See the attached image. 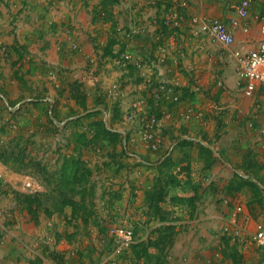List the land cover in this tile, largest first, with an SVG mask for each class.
Segmentation results:
<instances>
[{"label":"crops","instance_id":"0c3cea01","mask_svg":"<svg viewBox=\"0 0 264 264\" xmlns=\"http://www.w3.org/2000/svg\"><path fill=\"white\" fill-rule=\"evenodd\" d=\"M188 1L189 7L183 9L185 20L181 29L177 35L170 29L168 40L163 41L167 36L161 39L163 31L158 20L163 17V8L173 0H1L0 93L10 104H15L14 110L6 105L12 112L26 107L33 109L37 105L40 111L49 106L59 114L68 111L67 99H71L75 84L82 85L81 89L90 99H105L101 81H107L104 72H109V76H114L111 79L123 83L126 98L121 106L129 113L132 102L150 94L153 84L171 85L180 94L179 103L150 104V111L160 119L164 143L169 145L173 137L216 141V135H219L215 149L223 156V165L216 162L207 169V158L196 147H180L179 143L171 153L176 162L184 155H190V173L178 172L179 184L170 189L171 195L184 199L179 206L170 205L171 209L182 211L176 214L186 216L179 229L189 227L173 246L175 262L172 264H211V250L218 243L217 233L227 221L235 220L250 238L259 224L264 225V211L252 204L251 194L235 193V204L227 206L231 196L227 186L233 176L229 170L223 171L224 165L243 164L248 148L252 151L251 161L263 162L264 166V136L260 134L263 115L257 120L259 138L255 139L243 126L247 116L252 115L255 103L261 111L264 108V92L258 85L255 94L247 97L244 83L237 75L236 62L228 57L229 52L209 44L204 36L199 41L189 38L193 16L219 19L229 24L235 16L234 7L241 0ZM251 1V32L246 35L237 31L234 48L241 44L255 48L261 41L259 23L254 17L264 13V0ZM117 25L126 27L127 40H122V35L117 33ZM177 36L183 37L182 42L177 41ZM120 53L132 55L125 68L114 62V57ZM95 76L100 83L95 81ZM191 108L200 112L201 118L186 121L183 113ZM32 120L34 123L28 126L30 132L38 130L37 121ZM139 125L126 118L128 146L136 151L129 155L137 156L136 161L126 160V170L116 169L109 158L96 156L93 159L90 156L83 159L90 168H97L93 174L95 179L108 180L106 183L114 188V194L125 199L119 208L123 210L120 221L125 225L133 224L126 218V212L142 210L146 193L155 185V173L146 169V164L150 165L156 156L160 159L159 152L146 149ZM246 133L249 147H239L238 140ZM185 141L199 143L197 140ZM241 150L243 155H240ZM139 161L140 166L135 167ZM153 165L157 166L156 163ZM187 165L185 160L176 168ZM4 167L0 161V181L5 184L10 181L4 178ZM260 176L264 179V168ZM5 187L7 185L0 189V213L10 210L12 219L0 215V232L7 228L9 231L7 243L0 247V264H33L37 259L42 264L50 263L46 255L36 249L35 243L47 234L43 227L45 217L40 216L39 221L38 218L35 221L18 205L16 188L9 191ZM110 190L111 187L104 188L106 194ZM48 191V186L42 185L41 191L33 193L46 194ZM74 200L78 202L79 199L75 197ZM67 208L73 215V209Z\"/></svg>","mask_w":264,"mask_h":264},{"label":"rangeland","instance_id":"374dc122","mask_svg":"<svg viewBox=\"0 0 264 264\" xmlns=\"http://www.w3.org/2000/svg\"><path fill=\"white\" fill-rule=\"evenodd\" d=\"M174 2L175 1L173 0V2L169 3L166 8H163V17L158 20V25H160L163 31L161 39L164 38L163 36H167L163 41L168 40V33L171 31L170 28L165 25V19L167 13L173 7ZM115 29L119 35H122V40L128 39L127 35L129 32L126 31V27L117 25ZM180 29H172L174 35L178 33V30ZM133 36L134 33L132 34V38ZM190 37L192 40L194 39L192 34L189 35V38ZM181 39L183 40V37ZM181 39L179 38L177 41L182 42ZM3 51L7 53L6 50ZM228 57L230 58L229 54ZM104 74L107 81H101V88L103 87V90L105 91V99L101 97L96 100H92L88 97L87 93L81 89L82 85L75 84L71 91V99H67L69 100L66 106L68 111L59 114L55 109H50L49 106L45 107L43 111H40V108H38L37 105H35L33 109H28V107H26L20 110L18 109L16 112H12L7 108L6 101L0 97V150L7 149V151H10L11 147H13L17 153L25 150L24 153L28 158V161L34 159V161H37V163L45 169L44 174L38 173L31 167H29V170L27 168L23 169L21 172H17L15 170V168H17L16 165L13 163L12 165H6L2 162L5 166L4 178L10 181L5 183V186L7 185L5 189L10 191L13 187H15L17 192L33 193V191H41L42 185L48 186L47 179L53 183L51 186H48L49 191L46 193L47 195H45L44 209L42 208L40 210L37 217L38 221L40 216L45 217L46 224L43 227L45 228L47 234H45L46 236L43 238H38L35 242L37 245L36 249L42 251L46 255L47 260L50 262L48 264H73L75 262H78L77 264H172L175 262V256L172 252L173 246L176 241L179 240L180 235L182 234L181 236H183L184 232H188L189 230V227H186L184 230L182 228H180L181 230L179 229V225H181L180 223L186 220V216L176 214L179 211L170 208V205L179 206L181 203L178 200L174 201V199L181 197L171 195L170 189L174 186L172 184H167L165 189L167 193L166 199L160 204L165 211L172 213L169 215L170 218L164 221L160 220L158 217L154 218V212L151 213L149 204L145 198V206L142 210H132L130 214H127L128 212H126V218H130L133 224L125 225L120 221V218L123 217V210L119 209L123 205L125 199L122 198V195L114 194V188L106 183L108 180H104L103 177L95 179L93 174L94 170L97 171V168H90L88 163L83 160L85 159L84 157L88 158L90 156H92L93 159L96 156L100 159L109 158L115 164L116 169L119 168V170H126V160L130 158L136 161L137 159V156L135 157L133 155L132 157L129 155L130 153H135L136 151L130 150L128 141L127 147H125L124 136L122 133H119L120 136L113 140L110 138H104L103 135H101V139H95L99 129V127L95 124L103 121L105 125L104 113L96 109L103 108L106 110L108 113L107 120L109 125L114 129L116 128L118 130L126 131V118L131 123L139 122L141 131L140 134L144 139L141 119L137 118L135 120H130L129 115L131 111L126 113L125 109L121 106L123 100L126 98L123 83L111 79V77L114 76H109V72H104ZM114 83L119 85L122 92V95L116 99L110 97L106 92V90H108ZM162 84L165 83H160L158 85L153 84L151 89H154L150 91V94L139 97L132 102L143 101L142 110L140 112L142 117L156 115L154 112L150 111V104L151 102L154 104H156V102L161 103L162 100L157 101L155 96L159 93L157 89H159ZM76 89H78V91ZM99 100L102 101V104L98 103ZM84 101L87 108L82 106ZM8 104L11 107L15 106L14 103L10 104L9 101ZM252 109L254 110L252 115L247 116L243 126L246 128V132L250 131V134L254 135L255 139H257L260 137V134H258L257 131V120L262 117L263 109L261 111V108L257 106V103L253 105ZM187 111L188 110L183 113V118ZM51 116L56 119L58 124L54 123L55 125H53L51 123ZM33 118L37 121V123L35 122V126L38 125V130L30 132L28 130V126L31 125V123H34L32 120ZM69 118L75 119H71L64 124H59L65 122ZM114 118H119L116 120V123L119 124L112 126L111 121L114 120ZM245 135H248V133L243 134L241 140H238L239 147H249V142L247 141L248 137H245ZM219 139L220 136L216 135V141ZM172 141L173 139L171 138L169 145L164 143V147L161 150L156 151L159 152L160 159L156 156L154 161L151 160L152 163H150V165L146 164V169L155 173L154 178L156 183H158V187L162 185L165 186L164 184L166 183L169 175H178V172L185 171L184 167L177 169V165H167L163 167L164 161L169 158V156L166 157V155L170 150L171 145L176 142ZM216 141L208 142L207 139L205 140L206 143L210 144L214 148L216 147ZM146 149L150 150L147 146ZM174 149L172 150V154L174 153ZM215 150L216 152L211 150L215 158L214 164L218 162L219 165H223L221 161V158H223L221 152L217 149ZM164 153L165 155L163 156ZM240 155H243L242 150L240 151ZM251 156L252 151L248 148V152L246 153V157L243 162L244 166H241V162L235 167L231 164L230 166L224 165L223 171L226 173V171L229 170L233 176L227 186V192L231 195V198L228 197L227 199V206L235 204L236 199L233 197L235 193L247 192L251 194L252 204L264 211L262 206L253 202L255 192H253L249 187L244 186L240 187L239 190H235V187H237L238 184L235 174L242 177L235 171H240L242 174L248 175L250 178H242L252 181L260 188L261 186L252 179H256L259 183L264 185V179L260 176V172L264 168L262 165L263 162H260L259 164L256 162L253 163L251 161ZM144 157L149 158L148 156ZM73 158L76 161L80 160L84 163L86 165V169L91 171V175L82 187L75 186L76 190L74 193H71L73 194V198L76 197L79 199L78 203L80 204V206H77V213L72 215V210H70V208L65 209L63 213L59 212L58 209L60 206L55 205L57 202L56 196H51L49 194L57 187V183L60 180V171L62 170L61 167L64 161L66 159ZM172 162L177 164L179 161L176 162L172 159ZM153 163H156L157 166H154ZM140 164L141 163L139 161L136 163L135 167L140 166ZM160 166L162 168V173L158 169ZM99 168L101 169L98 165V171L100 170ZM131 168H134V165H132ZM106 169L108 168L106 167ZM28 182L31 183L30 186L27 185ZM110 183L115 184L114 181H111ZM156 183L151 189H149V191H154ZM105 186L111 187L108 194L104 191V188H106ZM261 190L264 192V189L261 188ZM262 196H264V193ZM45 210L50 211L52 215L49 216L48 211ZM180 212L182 213V211ZM32 218L35 221L37 220L34 217ZM227 222L228 223L223 228H220L217 233L216 237L218 238V243L216 246L212 247L211 264H264V255L256 247L257 245L253 238L247 237L246 233H244V228L237 225L235 220L233 222ZM114 226H131L133 227L136 235L135 243L130 249L121 255L114 253V245L108 234L109 229ZM237 229L240 230V235L238 236L235 234ZM161 237H164V239L166 238L164 243L158 242ZM154 243H157L158 247L153 245ZM134 245L149 246L148 254L150 255V258H147L140 248L138 249V255L134 251Z\"/></svg>","mask_w":264,"mask_h":264},{"label":"built area","instance_id":"2783aa9c","mask_svg":"<svg viewBox=\"0 0 264 264\" xmlns=\"http://www.w3.org/2000/svg\"><path fill=\"white\" fill-rule=\"evenodd\" d=\"M189 7L188 0H175L173 7L167 13L165 19V25L170 29H177L182 27L185 17L183 9ZM251 0H241L235 7V16L230 19L229 24H226L219 19H207L200 18L198 16H193L191 18V32L193 38L199 41L201 36L206 37L209 44L220 46L222 50L229 52V56L236 62L237 75L241 82L245 86V94L248 97H252L258 90V85L262 88L264 92V13L258 14L254 17V20L259 23V29L261 34V41L255 47L251 48L248 44H241L234 48V43L236 41L237 31L249 35L251 32V26L249 24L251 18ZM105 17L106 13H102ZM121 30V29H118ZM128 36V35H127ZM132 60V55L128 53L118 54L114 58L116 65L125 68L128 63ZM53 75V74H52ZM95 81L99 82L98 77L95 76ZM159 92L155 97L157 101H165L167 103H179L180 95L174 90L171 85L162 84V86L157 89ZM107 94L116 99L122 95L120 87L117 83H114L108 90ZM142 102L132 103V109L129 115L130 120H135L137 118L141 119L143 127V136L146 146L156 152L164 147V139L162 136V129L160 120L156 115H151L149 117H142L140 114L142 110ZM202 114L197 112L196 109H188L187 113L184 115L185 120H190L192 118H201ZM263 118H264V108H263ZM260 134L264 136V119L262 126L260 128ZM27 185H31L30 182ZM242 210L241 208L239 209ZM7 220L12 219V212L3 211L0 213ZM8 229V228H7ZM0 232V247L7 243L8 230ZM109 237L111 238L114 245V253L121 255L126 252L135 243L136 235L132 228L125 226H114L109 229ZM235 234L240 235V230L237 229ZM253 240L256 245L264 253V225L259 224L257 226L256 232L253 235Z\"/></svg>","mask_w":264,"mask_h":264},{"label":"trees","instance_id":"16d2710c","mask_svg":"<svg viewBox=\"0 0 264 264\" xmlns=\"http://www.w3.org/2000/svg\"><path fill=\"white\" fill-rule=\"evenodd\" d=\"M1 1V0H0ZM78 91V89H76ZM79 98V97H78ZM99 104H102V101H98ZM82 106H84V108H87L85 101L82 103ZM118 113V111H117ZM90 115H94V114H90ZM119 119V118H118ZM118 119H115L111 121V125L114 126L115 124H119L116 123ZM121 121V119H120ZM51 123L53 125L54 122L51 120ZM99 127L96 137L95 139L99 140L101 139V135H103L104 138H110V139H117L120 134L119 133H114V132H110L106 129L103 121L95 124ZM84 137V136H82ZM85 138V137H84ZM83 138V139H84ZM173 141L175 142L178 139H180V137H173L172 138ZM180 147L183 146H187V147H191V148H198V151L200 152V154L202 156H205L206 159V168L207 169H211V167L214 164L215 158L213 155V152L206 148L204 145H202L201 143H197L194 141H184L181 142L179 144ZM1 149V148H0ZM25 150H22L21 152L17 153V151L11 147L10 151H7V149L4 150H0V161L3 162L6 165H12V163L14 165L17 166V168H15V170L17 172H21L23 169H29V167L33 168L35 171H37L40 174H44L45 173V169L41 167V165H39L37 163V161H34V159L29 160L28 158L25 156L24 153ZM165 155V153L163 154V156ZM190 157L189 154L184 155L183 159L181 161H179L177 164H174L172 162V155L169 156V158H167L164 161L163 167L165 166H170V165H177L179 166L182 162H184L185 160H187L188 165L187 167H184L185 171H187V173H190V160H188ZM146 160H150L147 157H143ZM61 173H60V180L57 183V187L54 188L51 193L49 195L56 196L57 202H56V206H60V208L58 209L59 212L63 213V211L65 210L66 207L70 206L73 209V213L76 214L77 213V206H80V204L78 202H76L73 198V194L75 189V186H79L82 187L87 181H88V177L91 175V171L89 169H86V165L84 163H82L80 160H75L73 159H66L61 167ZM159 171H161V166L158 167ZM162 173V171H161ZM176 175H169L168 179L166 181V183L164 184L165 186H160L158 187V183H156V187L154 189V191H149L147 192L146 195V201L149 204V209L152 212H154V218H160V220H167L169 217L170 212H167L163 209V207L160 205L161 202H164L167 196V193L165 191L167 184H172L173 186L179 184L178 179L176 178ZM236 179L238 180V184L237 187H235V190H239L240 187H244L247 186L249 187L253 192H255V198L253 200L254 203H257L258 205L262 206V208H264V196H262V194L264 193L261 188L253 183L252 181L249 180H245L242 177L238 176L237 174H235ZM161 180V179H160ZM48 182V186H51L53 183L47 179ZM159 182V180H158ZM5 185L2 181H0V189L1 186ZM69 190H68V189ZM45 195L47 194H43V193H31V194H27V193H21V192H15V197L16 200L18 202V205L22 206L23 208H25L28 213L34 217L35 219H37L38 214L40 212V210L43 208L44 209V205H45ZM180 201L182 202L183 199L178 198V199H174V201ZM48 211V210H45ZM48 215L51 216V212L48 211ZM169 229V227H168ZM171 229V228H170ZM166 239V238H165ZM164 237L160 238V243H164L165 242ZM153 245L158 247L157 243H154ZM154 246V247H155ZM148 247L149 246H145V245H140V246H133L134 251L139 255V251L138 249L140 248L144 254L146 255L147 258H150V255L148 254ZM33 264H42V261L40 259L35 260V262H33Z\"/></svg>","mask_w":264,"mask_h":264},{"label":"water","instance_id":"95a60500","mask_svg":"<svg viewBox=\"0 0 264 264\" xmlns=\"http://www.w3.org/2000/svg\"><path fill=\"white\" fill-rule=\"evenodd\" d=\"M0 97L3 98V99L6 101L8 107H9L10 109L14 110L15 107H14V108L11 107V106L8 104V101L4 98V96H3L1 93H0ZM96 110H99V111H101L102 113H104V115H105V120H104V121H105L106 128H107L108 130H110V131H112V132H118V133H122V134H123V136H124V145H125V147H127L126 131H124V130L114 129V128H112V127L109 125V122H108V120H107L108 113L106 112L105 109L100 108V109H96ZM51 119H52L56 124H58V122L56 121V119H55L53 116H51ZM71 119H75V118H69V119H67L65 122H63V123H59V124H64V123L70 121ZM185 140H197L199 143H201L202 145H204L206 148L212 150L213 152H216V150H215V148H214L213 146H211L210 144H208V143H206V142H204V141H202V140H199V139H192V138H190V137H183V138L179 139L178 141H176V142L173 144V146H172V147L170 148V150L168 151L166 157L170 156L171 153H172V150H173V149H174L179 143H181L182 141H185ZM218 155H219V154H218ZM219 157H220V155H219ZM237 173H238L239 175H241L242 177H244V178H250L248 175H244V174H242L240 171H237ZM252 180L255 181L256 183H258V184L261 186V188L264 189V185H262L261 183H259L256 179H252Z\"/></svg>","mask_w":264,"mask_h":264}]
</instances>
